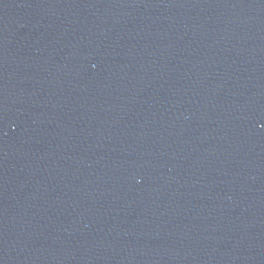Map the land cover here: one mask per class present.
Instances as JSON below:
<instances>
[{
  "label": "water",
  "instance_id": "1",
  "mask_svg": "<svg viewBox=\"0 0 264 264\" xmlns=\"http://www.w3.org/2000/svg\"><path fill=\"white\" fill-rule=\"evenodd\" d=\"M0 264H264V0H0Z\"/></svg>",
  "mask_w": 264,
  "mask_h": 264
}]
</instances>
